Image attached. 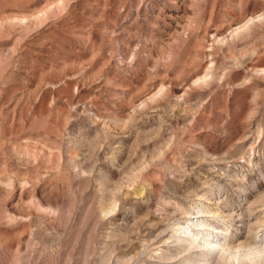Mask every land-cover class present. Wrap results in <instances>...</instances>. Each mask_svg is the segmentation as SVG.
Instances as JSON below:
<instances>
[{
    "label": "rangeland",
    "instance_id": "obj_1",
    "mask_svg": "<svg viewBox=\"0 0 264 264\" xmlns=\"http://www.w3.org/2000/svg\"><path fill=\"white\" fill-rule=\"evenodd\" d=\"M225 261L264 264V0H0V264Z\"/></svg>",
    "mask_w": 264,
    "mask_h": 264
},
{
    "label": "bare ground",
    "instance_id": "obj_2",
    "mask_svg": "<svg viewBox=\"0 0 264 264\" xmlns=\"http://www.w3.org/2000/svg\"><path fill=\"white\" fill-rule=\"evenodd\" d=\"M180 240H181V239H180ZM178 241H179V240H178ZM213 242H214V241H213ZM213 242H209L208 239H206V238H202L200 242L192 241V242H191V245H193V246H195V247H203V248H206V247H207V248L210 249V246L213 245ZM253 242H254V241H253ZM207 243L209 244V246H208V245L206 246ZM216 246H217V245H216ZM207 248H206V249H207ZM212 248H213V247H212ZM214 248H215V247H214ZM213 250H214V249H213ZM256 250H257V249H256ZM210 251H211V250H210ZM254 251H255V250H254ZM256 253H257V252H256ZM230 254H231V253H230ZM230 254H229V255H230ZM253 254H255V253H253ZM257 254H258V253H257ZM231 256H232V255H231ZM247 256H248V255H247ZM250 256H251V255H250ZM254 256H255V255H254ZM232 258H233V256L231 257V259H232ZM224 259H225V258H224ZM253 259H254V258H253ZM185 261H186V260H185ZM240 261H242V260H240ZM251 261H252V260H251ZM223 262H224V261H223ZM225 262H226V264H227V261H225ZM243 262H244V261H243ZM251 263H252V262H251ZM223 264H224V263H223ZM242 264H243V263H242ZM245 264H246V263H245Z\"/></svg>",
    "mask_w": 264,
    "mask_h": 264
}]
</instances>
